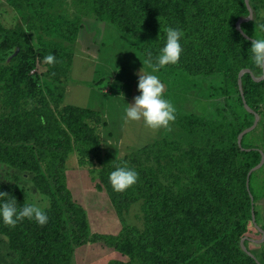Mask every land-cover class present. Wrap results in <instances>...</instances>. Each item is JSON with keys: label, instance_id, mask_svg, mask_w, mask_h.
Returning <instances> with one entry per match:
<instances>
[{"label": "trees", "instance_id": "16d2710c", "mask_svg": "<svg viewBox=\"0 0 264 264\" xmlns=\"http://www.w3.org/2000/svg\"><path fill=\"white\" fill-rule=\"evenodd\" d=\"M4 1L20 21L7 28L0 18V164L30 174L48 202L44 226L27 219L15 228L0 222V235L17 264H72L75 248L85 244H101L124 258L109 264H264V254L251 251L259 245L250 241L261 239L252 210L264 231V203L256 205L264 202V164L246 187L249 171L259 164L260 151L264 154V79L254 80L259 70L249 52L264 23V0H249L253 17L240 25L248 39L236 27L249 15L245 0H73L79 13L137 41L144 61L149 52L158 54L168 27L183 31L178 64L158 74L216 79L209 95L224 101L212 118L176 111L173 123L181 138L166 136L107 165L99 114L60 108L62 80L73 61L63 42L75 41L80 21L55 15L57 0ZM33 32L35 39L28 36ZM48 55L55 58L52 64L45 61ZM243 70L251 74L241 77L242 98L238 76ZM42 73L48 80L41 79ZM111 90L119 92L114 85ZM254 113L259 122L239 146L238 136L253 125ZM72 154L79 166L96 174L98 189L105 191L121 223L117 235L91 234L85 210L71 199L62 171ZM118 166L139 174L124 192H115L109 182ZM0 191L14 196L18 207L29 204L16 183H0ZM136 204L141 229L125 221ZM245 238L246 252L240 244Z\"/></svg>", "mask_w": 264, "mask_h": 264}, {"label": "rangeland", "instance_id": "374dc122", "mask_svg": "<svg viewBox=\"0 0 264 264\" xmlns=\"http://www.w3.org/2000/svg\"><path fill=\"white\" fill-rule=\"evenodd\" d=\"M0 11L5 27L12 28L20 21L4 0H0ZM54 13L70 21L78 19L81 23L75 41L63 42L72 53L73 61L68 75L62 80L64 91L60 108L76 106L99 114L98 130L104 165L137 152L166 136L173 139L182 137L181 130L173 122L166 129L154 130L146 127L143 121L126 123L123 119V96L125 103H133L134 98L140 95L136 73L145 61L137 41L109 24L98 21L93 15L79 13L73 0H57ZM28 36L35 39L38 35L33 32ZM41 36L45 41H59L46 35ZM39 69L41 72L45 71L43 67ZM43 73L41 79L48 80ZM160 78L165 84V98L171 101L179 113L212 118L224 106L222 98L216 99L209 95L210 87L219 83L216 79H192L183 74ZM113 85L119 88L118 93L111 90ZM62 174L71 199L85 210L90 233L117 235L121 230V223L105 191L98 189L100 183L96 174L92 175L88 167L79 166L75 154L68 158ZM261 180H258L260 184ZM0 183H16L25 189L28 203L48 207V202L33 186L30 174L0 164ZM263 203L260 200L256 205L262 208ZM125 221L142 228L140 204L130 208ZM258 245V248H251L252 253L264 254V241ZM112 260L124 261V258L101 244H85L75 248L72 264H109ZM0 264H17L16 255L1 235Z\"/></svg>", "mask_w": 264, "mask_h": 264}, {"label": "clouds", "instance_id": "9594fccd", "mask_svg": "<svg viewBox=\"0 0 264 264\" xmlns=\"http://www.w3.org/2000/svg\"><path fill=\"white\" fill-rule=\"evenodd\" d=\"M258 28V35L252 39L249 52L251 61L259 70L258 76L264 78V23L259 24ZM165 32V40L158 54L153 57L149 52L143 67L136 73L140 95L134 98L133 103H125L123 96V119L126 123L143 121L146 127L156 130L168 128L176 119V109L165 98V84L157 73L169 65L178 64L183 51L181 41L184 33L173 27H168ZM54 59L52 55L45 57L48 64H52ZM138 175L132 168L118 166L109 174V182L115 192H124L136 184ZM25 219L34 220L40 226L48 222V216L39 204L29 203L18 207L14 196L0 191V222L15 228Z\"/></svg>", "mask_w": 264, "mask_h": 264}, {"label": "water", "instance_id": "95a60500", "mask_svg": "<svg viewBox=\"0 0 264 264\" xmlns=\"http://www.w3.org/2000/svg\"><path fill=\"white\" fill-rule=\"evenodd\" d=\"M245 3H246V6H247V9L249 10V15H248L247 18L239 20V21L237 22V24H236V27H237V29L240 31V33H242V35H243L246 39H248V37H247L246 35H244L243 32H242L241 29H240V25H241L242 23L251 20L252 17H253V13H252L251 7H250V5H249V0H245ZM246 73H247V74H251L249 70H243V71H241V72L239 73V76H238V86H239V91H240V93H241L242 98H243V94H242V88H241V77H242L244 74H246ZM252 77H253V75H252ZM253 78H254V80L257 81V82H258V81H261V80L264 79V78H261V77H259V78H255V77H253ZM243 105H244V108H245V110H246L247 112H249V113H253L252 110L247 106V104L245 103L244 100H243ZM254 118H255V120H254L253 125H252L250 128H248V129H246L245 131H243V132L238 136V145H239V146L241 145V140H242L243 136H245L247 133H249V132H251L252 130H254L255 127L257 126V124H258V122H259V116H258L257 114L254 113ZM260 154H261V160H260L259 164H258L257 166H255L254 168H252V169L249 171V173H248V176H247V182H246V187H247V188H248V180H249L250 175H251L253 172L257 171L259 168H261V167L263 166V164H264V154H263L261 151H260ZM250 198H251V200H252L251 195H250ZM252 222H253V224H254V227H256V228L258 229V231L260 232V234H261V239H259V240H250V241H251L252 243L260 244V243H262V242L264 241V231H263L262 229H260V228L257 226V224L255 223V216H254L253 210H252ZM245 240H246V238L243 239V240H241V243H240V244H241V248H242V250H243L244 252L247 251L246 248H245V245H244ZM247 254H248V256H250L251 258L255 259V257H254L250 252H247ZM256 262H257V261H256ZM257 264H260V263L257 262Z\"/></svg>", "mask_w": 264, "mask_h": 264}, {"label": "crops", "instance_id": "0c3cea01", "mask_svg": "<svg viewBox=\"0 0 264 264\" xmlns=\"http://www.w3.org/2000/svg\"><path fill=\"white\" fill-rule=\"evenodd\" d=\"M263 110H264V104H263Z\"/></svg>", "mask_w": 264, "mask_h": 264}]
</instances>
